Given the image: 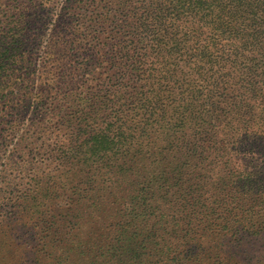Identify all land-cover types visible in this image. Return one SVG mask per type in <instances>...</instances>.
<instances>
[{
  "label": "trees",
  "instance_id": "obj_1",
  "mask_svg": "<svg viewBox=\"0 0 264 264\" xmlns=\"http://www.w3.org/2000/svg\"><path fill=\"white\" fill-rule=\"evenodd\" d=\"M36 3L44 18L10 22L0 52V77L23 64L41 112L29 141L53 137L36 169L87 194L134 175L138 202L186 204L183 222L210 216L226 189L236 207L238 191L264 190V0Z\"/></svg>",
  "mask_w": 264,
  "mask_h": 264
},
{
  "label": "rangeland",
  "instance_id": "obj_2",
  "mask_svg": "<svg viewBox=\"0 0 264 264\" xmlns=\"http://www.w3.org/2000/svg\"><path fill=\"white\" fill-rule=\"evenodd\" d=\"M36 2L0 0V52L15 35L10 22L21 29L22 15L44 18ZM22 65L0 77V264H264L263 187L238 191L241 207L226 189L210 216L183 222L186 204L172 206L160 194L138 202L134 175L115 178L111 193L87 194L79 179L48 164L36 169L29 160L48 152L53 137L29 141L41 112L23 96Z\"/></svg>",
  "mask_w": 264,
  "mask_h": 264
}]
</instances>
